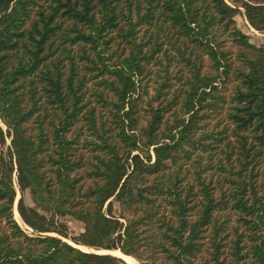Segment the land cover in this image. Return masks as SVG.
I'll return each instance as SVG.
<instances>
[{
    "label": "trees",
    "instance_id": "16d2710c",
    "mask_svg": "<svg viewBox=\"0 0 264 264\" xmlns=\"http://www.w3.org/2000/svg\"><path fill=\"white\" fill-rule=\"evenodd\" d=\"M240 7L264 32V0H0V264H264V43Z\"/></svg>",
    "mask_w": 264,
    "mask_h": 264
},
{
    "label": "rangeland",
    "instance_id": "374dc122",
    "mask_svg": "<svg viewBox=\"0 0 264 264\" xmlns=\"http://www.w3.org/2000/svg\"><path fill=\"white\" fill-rule=\"evenodd\" d=\"M240 13L236 15L235 17V21H236V25L237 27L245 34H247L249 36L250 42L255 44V45H260L261 43H264V32L258 31L256 29H254L247 21L246 17L244 16V9L242 7H240ZM175 68H177L176 66H173ZM2 128L5 130V126L0 123ZM10 146V137L6 136L5 138V142L4 143H0V155H4L5 157L7 156V150ZM14 176V184L16 185V179H15V174ZM191 176V175H189ZM21 194L19 193V191L17 190V196H16V200H15V204H14V209L17 211L16 205H17V201L20 198ZM23 199L25 201V203L27 205L33 206L34 202L32 200L31 194L29 193L28 190L25 191V193L23 194ZM46 216L49 215L48 212H43ZM19 215V214H18ZM16 219V218H15ZM60 222L64 223L67 227L68 233L69 235H78L80 232L83 231V224L70 217V216H60L57 218ZM17 220V219H16ZM21 220V219H20ZM19 223V222H18ZM23 222L21 221V223H19V225L24 228L28 233L31 232V230L25 225L23 224ZM55 236H58L57 234H52ZM63 240L68 241L70 243H72V241L68 238H64L61 237ZM78 248L84 250V251H92V252H96L94 249H83L82 246L77 245ZM84 247V246H83ZM87 248V247H86ZM113 254V253H112ZM135 259V258H134ZM136 260V259H135ZM137 261V260H136ZM138 262V261H137ZM139 263V262H138ZM140 264V263H139Z\"/></svg>",
    "mask_w": 264,
    "mask_h": 264
},
{
    "label": "bare ground",
    "instance_id": "6f19581e",
    "mask_svg": "<svg viewBox=\"0 0 264 264\" xmlns=\"http://www.w3.org/2000/svg\"><path fill=\"white\" fill-rule=\"evenodd\" d=\"M14 216H15V218L17 219V221L19 222V223H21V220H20V217H19V215H18V212L14 209ZM24 224V223H23ZM22 224V225H23ZM82 248L83 249H88V248H86V247H83L82 246ZM97 252H101V253H106V252H109V253H113V254H115V255H118V256H121L122 258H123V260L127 263V264H139L133 257H131V256H128V255H124V254H122L120 251H118V250H115V251H110V250H98Z\"/></svg>",
    "mask_w": 264,
    "mask_h": 264
},
{
    "label": "water",
    "instance_id": "95a60500",
    "mask_svg": "<svg viewBox=\"0 0 264 264\" xmlns=\"http://www.w3.org/2000/svg\"><path fill=\"white\" fill-rule=\"evenodd\" d=\"M115 255V254H114ZM116 256H118V255H116ZM118 257H120L122 260H123V258L121 257V256H118Z\"/></svg>",
    "mask_w": 264,
    "mask_h": 264
}]
</instances>
